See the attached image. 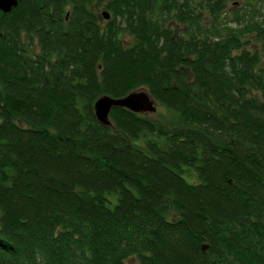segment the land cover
<instances>
[{
  "label": "trees",
  "instance_id": "1",
  "mask_svg": "<svg viewBox=\"0 0 264 264\" xmlns=\"http://www.w3.org/2000/svg\"><path fill=\"white\" fill-rule=\"evenodd\" d=\"M0 264H264V0L0 11Z\"/></svg>",
  "mask_w": 264,
  "mask_h": 264
},
{
  "label": "water",
  "instance_id": "2",
  "mask_svg": "<svg viewBox=\"0 0 264 264\" xmlns=\"http://www.w3.org/2000/svg\"><path fill=\"white\" fill-rule=\"evenodd\" d=\"M21 0H0V11L5 14L10 13L16 8ZM106 19L110 17L107 12H103ZM157 102L147 91H137L130 93L123 98H112L110 96H102L95 104V115L98 121L107 127L112 126L110 119L111 111L114 108H125L136 114H154L157 111ZM203 249L207 251L208 246L204 245Z\"/></svg>",
  "mask_w": 264,
  "mask_h": 264
},
{
  "label": "rangeland",
  "instance_id": "3",
  "mask_svg": "<svg viewBox=\"0 0 264 264\" xmlns=\"http://www.w3.org/2000/svg\"><path fill=\"white\" fill-rule=\"evenodd\" d=\"M240 7V6H239ZM157 106V111L154 114H151L153 117L156 118H166V119H170L171 118V113L169 111H167L164 107H162L160 104H156ZM197 178V176H196ZM185 179L190 182V183H194L195 179V175L193 174V172H189L188 176H185Z\"/></svg>",
  "mask_w": 264,
  "mask_h": 264
}]
</instances>
